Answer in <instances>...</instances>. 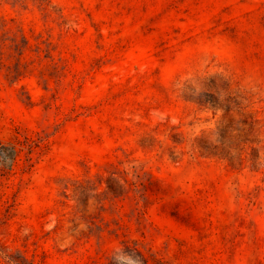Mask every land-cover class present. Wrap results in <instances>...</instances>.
Wrapping results in <instances>:
<instances>
[{
  "label": "rangeland",
  "instance_id": "1",
  "mask_svg": "<svg viewBox=\"0 0 264 264\" xmlns=\"http://www.w3.org/2000/svg\"><path fill=\"white\" fill-rule=\"evenodd\" d=\"M0 264H264V0H0Z\"/></svg>",
  "mask_w": 264,
  "mask_h": 264
}]
</instances>
